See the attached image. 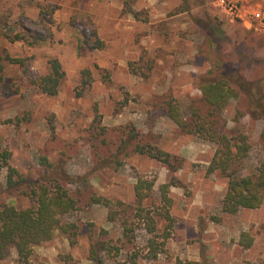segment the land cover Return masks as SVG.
I'll return each instance as SVG.
<instances>
[{
  "label": "rangeland",
  "instance_id": "1",
  "mask_svg": "<svg viewBox=\"0 0 264 264\" xmlns=\"http://www.w3.org/2000/svg\"><path fill=\"white\" fill-rule=\"evenodd\" d=\"M213 1L0 0V147L11 153L10 165L24 176L26 186L47 174L43 162L61 163L66 176L79 179V185L67 184L75 198L80 189L86 190V196L95 193L134 204L136 176L154 181L156 197L160 185L172 178L180 183L170 189L175 224L165 253L155 261L140 259L137 264H174L176 259L259 264L264 260V204L235 215L222 214L227 180L218 172L207 174L215 145L181 133L163 110L164 103L173 99L182 115L189 117L192 105L200 104L199 78L214 61L205 48L200 25L207 19L221 30L218 50L230 58L233 67L248 79L264 80V30L230 21ZM125 2L136 16L123 12ZM252 2L264 11V0ZM41 7L53 9L48 32L39 30L46 36L44 41L29 45L5 38L19 26L36 31ZM12 59H22L24 66ZM50 59H57L64 72L54 97L31 84V79L49 71ZM83 69L90 71L93 82L82 91ZM96 115L99 124L94 121ZM219 117L226 130L237 129L248 136L251 150L242 174L252 173L263 159L259 147L263 121L249 119L238 100H232ZM130 129L138 133L135 139H130ZM123 139L127 142L117 158L121 166L115 170L116 162L105 161ZM136 145L170 154L173 169L135 153ZM100 158H107L106 168H100ZM5 183L3 170L0 202L18 209L28 207V198L21 191L7 193ZM78 207L65 217L77 226L75 235L55 232L51 241L33 248L31 260L91 264V243L109 239L121 252L117 258L103 255V264L123 263L132 247L122 246L121 229L107 222V209L89 205L87 199H80ZM241 233L252 238L250 248L239 246ZM135 234L134 248H141L147 237L143 231ZM15 261V250L10 249L3 264Z\"/></svg>",
  "mask_w": 264,
  "mask_h": 264
},
{
  "label": "trees",
  "instance_id": "2",
  "mask_svg": "<svg viewBox=\"0 0 264 264\" xmlns=\"http://www.w3.org/2000/svg\"><path fill=\"white\" fill-rule=\"evenodd\" d=\"M123 12L137 15L126 2ZM52 13L53 9L41 7L39 14L42 20L37 25L36 31L30 32L25 27L19 26L18 31H15L12 36L5 34V38L10 42L21 41L29 45L44 41L46 36H43L40 31L48 32L47 23L52 22L49 19ZM206 21L201 22L200 25L203 29L205 48L212 54L214 61L211 69L199 78L200 104L192 105L189 117L182 115L180 105L173 99L164 103L163 110L165 116L181 133L197 136L215 145L207 174L218 172L227 180L220 211L225 215H235L241 210H255L264 204V80L262 77L248 79L233 67L230 58L225 57L223 52L218 50L221 30L216 27L217 23L208 19ZM8 32H13V29L9 28ZM97 42L101 45L99 41ZM12 62L24 66L22 59H12ZM48 67L49 71L31 79V84L43 95L54 97L58 94L64 72L57 59H50ZM80 76L79 87L83 91L91 86L93 80L88 69H83ZM232 100L242 103L249 119L263 121L259 134V147L263 159L252 173L246 175L242 174V170L251 150L248 136L237 129L226 130L224 122L219 117L220 112ZM94 121L99 124L100 116L96 115ZM100 130L105 129L100 127ZM137 136L138 133L130 129V139H135ZM126 142L123 139L113 155L107 157L109 160L105 161V163L111 160L116 162L115 170L121 166L117 158ZM134 152L146 155L173 169L171 165L173 157L162 150L136 145ZM107 158H100L103 162L100 168L107 167V165L104 166V160ZM10 160L11 153L0 147V172L6 171L5 189L10 194L21 191L20 194L28 198L29 206L18 209L0 202V264H3L10 249L15 250V264H44L34 263L31 260L33 248L51 241L55 232L68 236L75 235L77 226L72 222H66L65 217L78 210L80 199H87L89 205L103 206L107 209V222L119 225L122 246L132 247L126 254L124 262L119 264H137L140 259L155 261L165 253L166 242L171 239L175 224V219L171 215L173 199L170 196V189L180 186L174 178L160 185L156 197L154 181L136 176L133 185L135 203L125 204L95 193L86 196L84 192L86 190L80 189L75 198L71 195L67 184L79 185L80 181L76 177L66 176L62 171L61 163L47 165L43 162L47 174H42L38 181L26 186L24 176L10 165ZM23 187H25L24 190ZM211 220L219 221L216 217H212ZM160 223L163 224L162 227ZM137 231H143L147 237L141 248H134ZM101 233L107 234L103 230ZM252 241L247 233H241L238 244L248 249ZM120 252L121 247L112 240H97L90 245L89 261L91 264H103V255L117 258ZM174 264L208 263L176 259ZM259 264H264V260Z\"/></svg>",
  "mask_w": 264,
  "mask_h": 264
},
{
  "label": "built area",
  "instance_id": "3",
  "mask_svg": "<svg viewBox=\"0 0 264 264\" xmlns=\"http://www.w3.org/2000/svg\"><path fill=\"white\" fill-rule=\"evenodd\" d=\"M213 6L230 21L264 30V11L252 0H214Z\"/></svg>",
  "mask_w": 264,
  "mask_h": 264
}]
</instances>
